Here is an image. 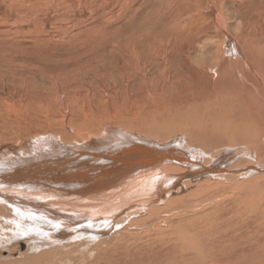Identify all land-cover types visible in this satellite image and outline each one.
<instances>
[{
    "label": "rangeland",
    "instance_id": "obj_1",
    "mask_svg": "<svg viewBox=\"0 0 264 264\" xmlns=\"http://www.w3.org/2000/svg\"><path fill=\"white\" fill-rule=\"evenodd\" d=\"M242 2L224 0L232 29L237 27L235 17L243 13ZM262 2L254 0L251 4L257 9ZM208 10L206 0H0V155L5 149L15 152V147L23 148L25 140L45 135L75 145L74 154L85 151L87 145L80 142L84 134L102 136L106 127L119 126L153 138L156 143L178 137L182 148L194 152L207 165L221 153L231 152V160L221 165L223 169L264 166V151H254L264 140L227 145L219 143L226 138L215 137V107L209 106L215 100L217 81L215 68L210 67L214 66L216 48L209 41L215 40V23ZM198 114L204 121L195 120ZM231 139L228 134L227 141ZM61 147L53 146V154L65 150ZM87 149L91 150L89 146ZM75 156L78 159L72 164L82 162L83 157ZM229 177L230 181L215 179V190L219 192L215 198L224 202L225 209H220L218 216L195 220L198 233L205 238L201 250L207 260L215 257V264H264V171L248 170ZM187 192L170 198H178V204L184 201L179 197ZM152 199L143 196L132 204ZM168 201L148 204L144 214L130 217L123 225L114 221L116 227L108 228L105 237L125 234L112 240L113 248L105 243V251H100L95 241L73 236L76 239L72 243L63 238L60 244L64 246L45 244L37 252L64 253L72 258L67 264H75V259L95 264L98 257L100 264H184L171 244L155 235L157 228L166 227L164 220L173 215L161 211ZM210 201L212 205L215 199ZM63 228L65 232L69 229ZM129 233L137 238L139 234L149 237V248L144 249L135 236L134 240L129 238ZM17 234L9 233V241L14 242L11 246L9 242L4 245L6 240L0 241L4 245L0 247V264L26 252L23 239L28 237ZM14 236H19L17 241ZM62 255L53 262L59 264Z\"/></svg>",
    "mask_w": 264,
    "mask_h": 264
},
{
    "label": "bare ground",
    "instance_id": "obj_2",
    "mask_svg": "<svg viewBox=\"0 0 264 264\" xmlns=\"http://www.w3.org/2000/svg\"><path fill=\"white\" fill-rule=\"evenodd\" d=\"M206 1L208 2V12L215 23V26L213 25L215 27V40L210 39L209 41L214 43L216 48L215 61H211L214 66L210 67L215 68L217 81H215V100L212 101L214 103L207 102V104L210 103L209 106L215 107V133L218 132L215 137H217L216 139L226 138V140H220L219 143L227 145L245 143L246 140L250 144L254 141L259 142L255 138L264 140V2L255 9L251 4L254 0H243L240 10L244 15L239 12L240 15H237L234 19L237 22V27L232 29V26L230 28V16L226 12L224 0ZM231 29L234 35L232 38V35L230 36ZM165 54L166 52L163 56ZM156 55H158V52H156ZM144 57L146 56L144 55ZM161 61L166 64L165 59L161 58ZM199 67H201V62ZM183 75L179 76L180 79L183 78ZM168 78L169 76L166 79ZM178 78L176 77L177 80ZM170 86H174V84ZM201 117L198 114L194 119L204 121L205 118L202 117L201 119ZM195 122L198 123V121ZM132 130L119 126H108L102 136L85 137V134L81 135L84 137L80 140L81 145L84 146L85 144L91 150H88L86 146L85 151L74 153L79 157H83L80 163L72 164L75 159H78L72 152V149L76 147L75 145H68V143L60 142L61 140L59 141L56 137L46 135L43 138L41 136L34 137L27 142L25 140L24 147H15V152L9 149L2 152V156L0 155V235L2 238L0 237V241L6 240L4 245L9 242L8 245L11 246L14 242L9 241V233L19 235L17 233L20 232L25 238L30 239L31 237L30 240L28 238L23 239L25 241L24 245H26L24 254L3 264H40L41 262L42 264H56L52 259L64 253L58 254L56 252V255H53L51 251L49 253H38L40 251L38 248L45 244L63 245L60 244V242H63V238H68L69 243H72L76 239L72 238L73 236H78V238L86 241H95L99 246V250L105 251L102 250V246H106L105 243L111 245L116 236L120 237V234H125L120 232L119 236L105 237L108 228L116 227L115 222L125 224L130 217L144 214L148 204L162 202L165 199L169 201L161 211L163 210L166 214L172 212L173 215L164 220L163 224L166 226L164 229L157 228L156 237L161 236L163 237L162 242L167 245L171 244L175 253L180 254V260L184 264H215V257L207 260L206 255L204 256L201 250V244L205 238L198 233L197 223L195 222V220L202 217H210L211 214L218 216V211L222 208L225 209L224 202L216 201L215 197L218 196L219 192L215 190V186L218 184L215 179L223 178L230 181L229 176L233 173H243L248 170L261 172L264 171V166L260 168L245 166L238 170L223 169L222 166L227 165L226 162L231 160L229 156L231 152L221 153V155L214 158L212 163L207 165L201 163L194 152L182 148L180 145L181 140L178 137L165 143H156L152 140L153 138L149 139L148 136ZM223 134H226V136L220 137ZM228 134L230 139L232 138L229 142L227 141ZM250 137L254 140L250 141L248 139ZM128 138L137 140L136 143L139 141L143 144L132 149L131 146H127L123 142V139L127 140ZM244 138L246 139L243 141ZM41 142L44 145H41ZM252 144L255 145L256 143ZM55 145L62 146L61 148L65 150L59 154H53V150H55L53 146ZM134 145L136 146V144ZM258 148L264 151V142L262 146H257L256 150L253 149L257 151ZM182 169H184V172H181ZM179 170V173L172 174ZM207 177L210 179L206 180ZM184 179L187 181H182ZM185 191H188L186 195L183 194V198L179 197L185 202L182 201L177 204L178 198H170ZM143 196H152L154 199L132 204L134 200L136 201ZM212 198L215 201L212 205H209L208 202L211 203L210 199ZM186 201L189 203L187 204ZM173 206L175 207L173 208ZM155 211L158 212L159 209L156 207ZM115 218L117 219L114 220ZM134 224L135 222L132 225ZM96 226L97 229H95ZM62 227L69 229L65 232L64 228L61 229ZM59 231L60 233H58ZM146 231L144 230L143 233H146ZM76 232L78 235H75ZM128 236L133 240L137 238L131 233ZM17 237L19 236L12 238L17 241ZM137 239L139 244L142 243L140 245H144V249L146 246L149 248V237L139 234ZM112 246L111 248H113ZM129 246H132V242ZM135 253H137V248ZM39 258L41 260H38ZM69 258L72 259L68 255H62L57 263L67 264V261H70ZM100 259L101 257L96 258L97 263L95 264H100L101 262L98 261ZM78 260L75 259L74 263H87V260L82 263L80 262L81 259ZM171 262L173 264V261Z\"/></svg>",
    "mask_w": 264,
    "mask_h": 264
},
{
    "label": "water",
    "instance_id": "obj_3",
    "mask_svg": "<svg viewBox=\"0 0 264 264\" xmlns=\"http://www.w3.org/2000/svg\"><path fill=\"white\" fill-rule=\"evenodd\" d=\"M136 141H137V140H134V139H131V138H128L127 140L123 139L124 144H126L127 146H131L132 149H133L134 147H138V146H140L141 144H143V143H141V142H139V141L136 143ZM134 144H136V146H135Z\"/></svg>",
    "mask_w": 264,
    "mask_h": 264
}]
</instances>
